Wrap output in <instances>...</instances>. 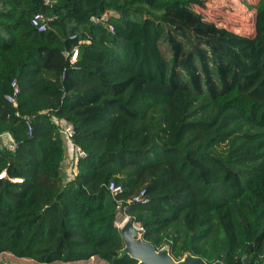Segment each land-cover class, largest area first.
<instances>
[{
  "label": "trees",
  "instance_id": "trees-1",
  "mask_svg": "<svg viewBox=\"0 0 264 264\" xmlns=\"http://www.w3.org/2000/svg\"><path fill=\"white\" fill-rule=\"evenodd\" d=\"M225 1L0 0V256L136 264L121 212L175 259L263 263L264 0ZM66 122L85 156L64 179ZM176 181L192 204L156 194Z\"/></svg>",
  "mask_w": 264,
  "mask_h": 264
},
{
  "label": "rangeland",
  "instance_id": "rangeland-1",
  "mask_svg": "<svg viewBox=\"0 0 264 264\" xmlns=\"http://www.w3.org/2000/svg\"><path fill=\"white\" fill-rule=\"evenodd\" d=\"M258 0H226L224 5L230 6L233 10H238V13H242L247 9H253ZM218 14H221V11H216ZM211 17V16H210ZM242 18L249 19L248 16L241 15ZM246 24V22H242ZM66 147V155L64 162L62 164V176L64 179L70 178L73 173L76 171L75 167V159H76V151L73 144L69 142L65 143ZM157 195H162L163 198L170 203L179 205V206H188L192 204L195 199V194L190 187V185L184 181H176L172 183L168 188L158 190L156 192ZM126 219V216L123 215L121 212L117 215V222L115 223L116 226L119 227ZM136 223V222H135ZM137 227L141 228L138 223H136ZM0 261L2 264H37L34 260L28 258H19L9 253H4L0 256ZM48 264H67L65 262H52ZM71 264H85V263H71Z\"/></svg>",
  "mask_w": 264,
  "mask_h": 264
},
{
  "label": "water",
  "instance_id": "water-1",
  "mask_svg": "<svg viewBox=\"0 0 264 264\" xmlns=\"http://www.w3.org/2000/svg\"><path fill=\"white\" fill-rule=\"evenodd\" d=\"M119 230L123 239V247L118 250V256L129 255L137 261L136 264H224L220 260L206 263L203 259L190 254L180 259H175L171 255L168 245L157 248L152 243L144 240L141 229L128 216H126L123 224L119 225ZM242 264L259 263L257 261L252 263L244 255L242 257ZM262 264H264V261Z\"/></svg>",
  "mask_w": 264,
  "mask_h": 264
},
{
  "label": "built area",
  "instance_id": "built-area-1",
  "mask_svg": "<svg viewBox=\"0 0 264 264\" xmlns=\"http://www.w3.org/2000/svg\"><path fill=\"white\" fill-rule=\"evenodd\" d=\"M107 17H108V14L107 13H103L98 18L91 17V20L94 21V22H100V21H105L107 19ZM31 23L39 32L46 30L47 27H48V19L40 12L36 13L33 16L32 20H31ZM110 29L112 30L111 26H110ZM67 55L69 56V60H70L71 63L75 62L77 60V55H78L77 48L71 50ZM12 86H13V93L6 95V99L9 102L15 104L16 103V95H17V92H18V87H17V83H16L15 80L12 81ZM26 124H27V127H28V131L30 132L31 124H30L29 121H26ZM60 132H61V135H62V138H63L64 142L65 143L69 142L70 144H72L71 138H72V135L74 133L73 125L71 123H69V122L63 123L61 125ZM4 137L6 138V141H7V144H8V148L11 149V150L14 149L15 148V144L13 143L12 139L10 138V136L5 134ZM75 151H76V158L85 156L84 152L82 150H80V148L75 147ZM75 165H76V159H75ZM2 176H4V172L0 173V177H2ZM14 180L18 181L20 179L14 178ZM108 189L112 193L120 190V188L115 186L113 183H110L108 185ZM133 199L136 200V201H144L145 199H147V195H146L144 190H141L137 195L134 196Z\"/></svg>",
  "mask_w": 264,
  "mask_h": 264
},
{
  "label": "bare ground",
  "instance_id": "bare-ground-1",
  "mask_svg": "<svg viewBox=\"0 0 264 264\" xmlns=\"http://www.w3.org/2000/svg\"><path fill=\"white\" fill-rule=\"evenodd\" d=\"M123 222H124V221H123ZM122 224H123V223H122ZM122 224H121V225H122Z\"/></svg>",
  "mask_w": 264,
  "mask_h": 264
}]
</instances>
